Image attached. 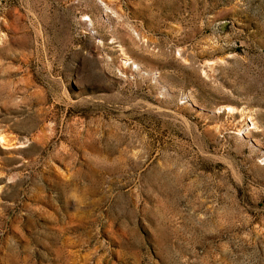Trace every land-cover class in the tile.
<instances>
[{"label": "rangeland", "instance_id": "obj_1", "mask_svg": "<svg viewBox=\"0 0 264 264\" xmlns=\"http://www.w3.org/2000/svg\"><path fill=\"white\" fill-rule=\"evenodd\" d=\"M0 264H264V0H0Z\"/></svg>", "mask_w": 264, "mask_h": 264}]
</instances>
